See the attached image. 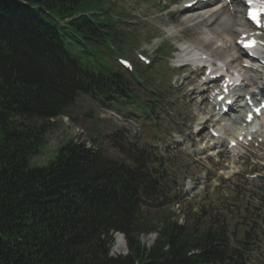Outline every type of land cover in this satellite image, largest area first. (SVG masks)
Instances as JSON below:
<instances>
[{
    "label": "trees",
    "instance_id": "obj_1",
    "mask_svg": "<svg viewBox=\"0 0 264 264\" xmlns=\"http://www.w3.org/2000/svg\"><path fill=\"white\" fill-rule=\"evenodd\" d=\"M122 15L111 0H0V264H248L258 251L249 249L252 226L236 234L223 222L178 221L175 186L173 201L163 194L175 172L152 150L135 146L118 161L71 137L46 165L28 168L49 122L80 93L139 106L131 79L149 67L125 71L110 47L131 43ZM116 232L127 253L113 256Z\"/></svg>",
    "mask_w": 264,
    "mask_h": 264
},
{
    "label": "rangeland",
    "instance_id": "obj_2",
    "mask_svg": "<svg viewBox=\"0 0 264 264\" xmlns=\"http://www.w3.org/2000/svg\"><path fill=\"white\" fill-rule=\"evenodd\" d=\"M111 1L123 13L120 29L124 38L132 39L130 45H124L125 56L134 65L137 63V50H143L152 57V51L157 46L158 50L162 48V51H170L184 44L205 52L215 61L229 59L235 53V50L229 51V42L220 39L217 31L210 27L211 21L171 11L173 4L180 0L167 1L163 9H159L153 0H147L148 4L145 0ZM109 6L118 10L115 6ZM229 10L236 22L241 20L243 12L238 6L231 4ZM134 41L137 46L132 43ZM161 54L160 51L158 55ZM160 60L157 58L144 80L139 82L131 79L136 101L141 105L142 102L152 105V111L146 112L143 107L138 108L134 104L103 105L95 98L80 93L65 114L49 122L53 125L46 132V142L38 154L28 158V168L46 165L54 158L58 147L71 137L90 144L107 157L118 161H127L125 151L135 146L146 147L160 155L163 163L175 172L173 183L164 186L163 194L166 195L165 202L173 201L170 198L173 191L171 187L175 186L174 201L177 203L170 205V209L178 221L196 216L205 222H223L236 234L242 228L252 226L249 249L257 246L258 251L251 255L250 264H264V180L258 177L264 175V159L261 162L251 160L249 154L243 151H239L242 156L219 152V161L215 155L207 159V150L197 154V149L202 145L195 144L196 140H191L190 134L193 135L199 128L189 130L187 126L192 121H199L200 113L210 108L206 109L208 104L202 102L200 88H196L198 95L193 100L189 99L194 83L187 69H173L174 62L171 61V66L166 63L167 70H164ZM233 62L232 66H237V62ZM163 71L164 74L157 77L158 72ZM249 76L260 85V74L249 73ZM186 80L189 83L181 86L182 81ZM159 89L161 95L156 101L151 100V91L158 92ZM224 122L220 121L219 127H223ZM232 124L227 125V134L236 130ZM210 125L207 123L206 127L205 123V128L201 129L203 133L208 132ZM114 138L117 141L115 146L112 143ZM224 144L225 141L220 140L217 144L220 148L217 149L223 150ZM225 163L229 166H224ZM235 170L238 172L232 173ZM253 172L257 176L252 177ZM257 226L262 228L261 235L256 236L253 228L258 229ZM117 235L113 236L110 250L113 256L127 253L124 236L125 250L114 251ZM153 237L154 233L143 234L140 240L149 244Z\"/></svg>",
    "mask_w": 264,
    "mask_h": 264
},
{
    "label": "bare ground",
    "instance_id": "obj_3",
    "mask_svg": "<svg viewBox=\"0 0 264 264\" xmlns=\"http://www.w3.org/2000/svg\"><path fill=\"white\" fill-rule=\"evenodd\" d=\"M187 12L192 17L195 18L202 17L203 19H207V21H211L210 27L214 28L217 31L218 36H220V39L222 40L225 39L226 41L229 42V48H228L229 51L235 49L234 40L237 39L239 34H241L243 31L238 32V30H236L235 25H241V24L234 20L233 15L230 13L228 5L225 3V1L206 0L203 3H200L198 7L192 10L188 9ZM194 50L195 49L192 48V50L188 51V54L195 56ZM235 52H237L238 54V51L235 50ZM259 52L260 51H258L257 54ZM237 54H236V59L239 60L240 56L239 54L238 55ZM181 86H183V84ZM191 96L194 98L195 95L191 94ZM230 121L237 122V118L232 119ZM238 134L240 133L238 132L237 135ZM228 137L231 138V136ZM124 250H125V241L121 235H117L114 251L121 252Z\"/></svg>",
    "mask_w": 264,
    "mask_h": 264
},
{
    "label": "snow or ice",
    "instance_id": "obj_4",
    "mask_svg": "<svg viewBox=\"0 0 264 264\" xmlns=\"http://www.w3.org/2000/svg\"><path fill=\"white\" fill-rule=\"evenodd\" d=\"M247 2L249 4L255 3L256 0H247ZM261 10L264 11V0H261ZM253 18H255V13H253ZM256 45V41L255 40H249L247 42H244V47L245 48H251L254 47ZM262 107H264V105H262ZM259 111V110H257ZM251 118V117H249Z\"/></svg>",
    "mask_w": 264,
    "mask_h": 264
},
{
    "label": "water",
    "instance_id": "obj_5",
    "mask_svg": "<svg viewBox=\"0 0 264 264\" xmlns=\"http://www.w3.org/2000/svg\"><path fill=\"white\" fill-rule=\"evenodd\" d=\"M261 178H264V177L262 176ZM120 235H122V234H120Z\"/></svg>",
    "mask_w": 264,
    "mask_h": 264
}]
</instances>
